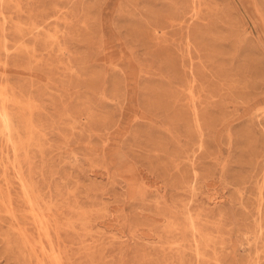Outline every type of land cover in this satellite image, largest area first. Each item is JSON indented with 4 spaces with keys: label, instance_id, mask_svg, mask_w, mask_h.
<instances>
[{
    "label": "rangeland",
    "instance_id": "obj_1",
    "mask_svg": "<svg viewBox=\"0 0 264 264\" xmlns=\"http://www.w3.org/2000/svg\"><path fill=\"white\" fill-rule=\"evenodd\" d=\"M0 92V264H264V0H0Z\"/></svg>",
    "mask_w": 264,
    "mask_h": 264
},
{
    "label": "bare ground",
    "instance_id": "obj_2",
    "mask_svg": "<svg viewBox=\"0 0 264 264\" xmlns=\"http://www.w3.org/2000/svg\"><path fill=\"white\" fill-rule=\"evenodd\" d=\"M2 91H3V89H2ZM5 92V91H4ZM0 94H1V92H0ZM2 94H4L3 92H2ZM5 95V94H4ZM3 96V95H2ZM4 97V96H3ZM4 102H5V100H4ZM1 108V107H0ZM0 115H1V113H0ZM2 118H3V122H4V126H5V128H6V130H8L9 131V134L10 135H12L13 134V121H12V118H11V116H10V113H9V111H7V110H4L3 109V112H2ZM8 138V137H7ZM8 140H9V138H8ZM13 141H15V140H13ZM9 142V141H8ZM12 143V142H11ZM17 146H19L18 145V143H17ZM19 148H20V146H19ZM18 148H16V149H14L15 151L17 150ZM17 154V153H16ZM27 181V180H26ZM24 187V186H23ZM28 187H30L29 185H28ZM27 192V191H26ZM28 196H29V194H28ZM7 199V198H6ZM30 200V201H29ZM28 201L30 202V204H32L33 206H35V203L36 202H34L33 201V199L30 197V199H29ZM11 201H12V199H11ZM9 203H11V202H9ZM10 205H12V204H10ZM33 206H32V212H33ZM30 211V210H29ZM34 213V212H33ZM38 214V213H37ZM39 220H40V223H42V227L44 228V230H45V232H46V234H47V237L48 236H50L51 235V231H50V229H51V227H50V224H49V222L48 223H46V219H44L43 217H40L39 218ZM41 227V228H42ZM90 231V230H89ZM44 247V246H43ZM49 256H50V259L54 262V263H56V264H63V261H62V256H61V254L60 253H58V251L56 250V248H54V247H52V252L49 254Z\"/></svg>",
    "mask_w": 264,
    "mask_h": 264
}]
</instances>
